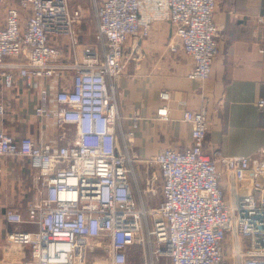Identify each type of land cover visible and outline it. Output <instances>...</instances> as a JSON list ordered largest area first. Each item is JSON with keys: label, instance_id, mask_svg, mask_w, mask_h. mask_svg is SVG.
Returning <instances> with one entry per match:
<instances>
[{"label": "built area", "instance_id": "2783aa9c", "mask_svg": "<svg viewBox=\"0 0 264 264\" xmlns=\"http://www.w3.org/2000/svg\"><path fill=\"white\" fill-rule=\"evenodd\" d=\"M69 1L0 0V82L11 88L18 77L36 88L35 114L62 127L64 138L60 145L36 143L0 130V155L28 158L41 181L39 198L27 207L35 230L19 229L23 216L5 212L15 226L7 239L29 247L24 264H264V147L251 155L206 153L208 104L185 107L190 144L142 161L145 173L156 166L142 192L153 197L157 178L160 189L158 204L145 208L133 193L128 152L142 116L130 114L124 130L115 97L131 53L125 56L127 42L133 38L136 48L150 34L139 17L141 0H93L103 53L82 60L74 54L82 9ZM166 3L169 50L191 58L189 79L205 80L218 51L215 0ZM232 15L241 25L264 22L246 5ZM64 48L71 63L60 59ZM67 69L70 77H62ZM168 96L159 93L163 102ZM156 115L168 119L164 103Z\"/></svg>", "mask_w": 264, "mask_h": 264}, {"label": "crops", "instance_id": "0c3cea01", "mask_svg": "<svg viewBox=\"0 0 264 264\" xmlns=\"http://www.w3.org/2000/svg\"><path fill=\"white\" fill-rule=\"evenodd\" d=\"M213 20L219 29L218 51L205 80H191L187 73L191 58L181 49L169 50L172 34L167 22L166 0H141L139 17L148 23L150 34L125 47L127 57L119 84L117 101L124 130L129 116L138 111L142 116L136 130L133 148L149 157L166 147L183 150L191 142L189 123L182 120L185 107L199 108L208 104L210 124L204 137V151L211 155H251L264 147V22L252 24L233 21L237 5L253 7L264 15V0H215ZM260 49L262 51H260ZM77 58V57H76ZM67 55L63 62L71 63ZM72 70L62 72L70 77ZM161 91L168 93L162 101ZM38 101L36 88H28L23 78H16L11 88L0 82V130L15 138L30 136L36 143H63V128L52 120L39 117L34 109ZM185 101V106L181 105ZM165 104L168 119L157 118L156 111ZM35 174L26 157L0 155V264H24L30 258L27 245L10 242L7 233L12 226L6 210L20 213L25 219L18 228L33 231L36 225L26 221L27 207L40 196Z\"/></svg>", "mask_w": 264, "mask_h": 264}, {"label": "rangeland", "instance_id": "374dc122", "mask_svg": "<svg viewBox=\"0 0 264 264\" xmlns=\"http://www.w3.org/2000/svg\"><path fill=\"white\" fill-rule=\"evenodd\" d=\"M101 0H96L99 3ZM69 3L73 6H79L82 9V18L80 23L77 25L76 32H77V46L75 49V56L77 59L82 60L85 53L96 52L97 58L100 59L103 53V46L102 40L97 32V20L93 11L94 3L93 0H70ZM84 50V51H83ZM67 55L66 49L64 48L63 55L60 59L64 58ZM90 55V54H88ZM119 87L115 90V97L118 101L119 99ZM132 145L128 152L131 158V167L132 171L130 173V179L133 185V193L135 196L141 195V202L143 201V206L145 208H149L151 206H156L160 201V189H159V181L158 178L153 181V188L155 187V195L151 197V191H146L143 193L142 189L145 186V175L149 177L156 169L155 165H148L147 172L142 170L145 163L142 162L144 159L149 157L142 156L141 154L136 152V146L133 148ZM152 156V155H151ZM144 163V164H143ZM149 197L151 199H149ZM132 261L135 260L134 256L132 257ZM131 263V261H130Z\"/></svg>", "mask_w": 264, "mask_h": 264}]
</instances>
